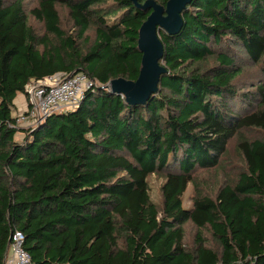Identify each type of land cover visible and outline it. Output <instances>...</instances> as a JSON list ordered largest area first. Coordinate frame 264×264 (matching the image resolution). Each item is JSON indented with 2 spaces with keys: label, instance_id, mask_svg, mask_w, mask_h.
<instances>
[{
  "label": "trees",
  "instance_id": "obj_1",
  "mask_svg": "<svg viewBox=\"0 0 264 264\" xmlns=\"http://www.w3.org/2000/svg\"><path fill=\"white\" fill-rule=\"evenodd\" d=\"M147 1L0 0V264L16 231L35 264H264V140L244 136L264 133V0H189L159 33L157 92L130 105L103 88L139 79ZM80 73L96 86L75 109L12 127L29 85ZM199 170L225 175L215 196Z\"/></svg>",
  "mask_w": 264,
  "mask_h": 264
},
{
  "label": "water",
  "instance_id": "obj_2",
  "mask_svg": "<svg viewBox=\"0 0 264 264\" xmlns=\"http://www.w3.org/2000/svg\"><path fill=\"white\" fill-rule=\"evenodd\" d=\"M188 2L189 0H171L164 8L154 1H147L143 9L152 10V14L139 32V49L143 54L139 79L136 82L115 80L104 87V90L124 96L130 105H142L157 92L160 79L166 71L160 65L163 45L159 33L164 31L175 35L180 31L183 25L181 14Z\"/></svg>",
  "mask_w": 264,
  "mask_h": 264
},
{
  "label": "built area",
  "instance_id": "obj_3",
  "mask_svg": "<svg viewBox=\"0 0 264 264\" xmlns=\"http://www.w3.org/2000/svg\"><path fill=\"white\" fill-rule=\"evenodd\" d=\"M96 86L87 74L80 73L72 78L50 77L27 87L29 105L26 111L19 113L13 128L37 126L48 116L75 109L83 100L85 93ZM26 238L16 231L10 238L6 264H35L25 248Z\"/></svg>",
  "mask_w": 264,
  "mask_h": 264
},
{
  "label": "rangeland",
  "instance_id": "obj_4",
  "mask_svg": "<svg viewBox=\"0 0 264 264\" xmlns=\"http://www.w3.org/2000/svg\"><path fill=\"white\" fill-rule=\"evenodd\" d=\"M37 0H26L25 4L27 7V10H30L32 8H34L36 6ZM62 14V19L66 18L67 15V11L62 9L61 11ZM33 25L38 28V29H42V25H39L38 23H36L33 20ZM249 75L251 77H256V72L254 71H250ZM21 102H25L24 104V108L22 109L26 111L27 109V100L26 101H21ZM21 105V104H20ZM20 105L18 104V106L20 107ZM17 111V108H16ZM14 116H17V112L14 113ZM244 136L252 139H261L264 140V133L263 132H256V131H246L244 133ZM22 136L19 134L16 137V140L20 141L22 140ZM235 143L232 142L230 145V149H229V157L227 158V162H230V168L228 169L227 172H230L231 175H234L238 170H244L245 169V164L244 161L242 159V157L240 155L237 154L236 150H235ZM197 176H198V180L200 181L199 184V188L200 191L204 194V195H212L215 196L217 191L219 190V188L224 184V182L226 181V178H224L225 175L222 174V172H213V171H197ZM164 181H162V179L158 176H153L150 180V184H151V190L153 192V196L154 199H156L157 201H160V191H161V187L163 185ZM195 187L190 185L186 194L183 197V205L185 208L189 209L192 207L193 205V201L195 198ZM187 228V233L188 235H191L192 237L194 236L195 232L193 230L189 229V226L186 227Z\"/></svg>",
  "mask_w": 264,
  "mask_h": 264
},
{
  "label": "crops",
  "instance_id": "obj_5",
  "mask_svg": "<svg viewBox=\"0 0 264 264\" xmlns=\"http://www.w3.org/2000/svg\"><path fill=\"white\" fill-rule=\"evenodd\" d=\"M21 101H26V99H25V97L24 96H21V97H19V99H18V101H17V103L20 105V111L24 108V105H22V104H24L23 102H21ZM19 107V106H18ZM23 107V108H22ZM27 108H28V106H27Z\"/></svg>",
  "mask_w": 264,
  "mask_h": 264
}]
</instances>
